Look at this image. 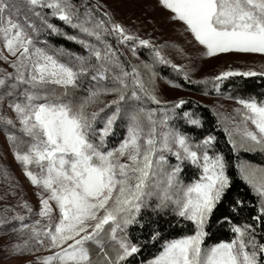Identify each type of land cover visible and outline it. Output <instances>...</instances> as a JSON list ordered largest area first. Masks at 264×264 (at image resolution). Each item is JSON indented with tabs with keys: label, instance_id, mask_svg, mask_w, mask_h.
<instances>
[{
	"label": "snow or ice",
	"instance_id": "1",
	"mask_svg": "<svg viewBox=\"0 0 264 264\" xmlns=\"http://www.w3.org/2000/svg\"><path fill=\"white\" fill-rule=\"evenodd\" d=\"M158 4L169 12V20L181 23L201 57L264 54V0ZM101 8L99 0H0V60L12 69L0 68V127L25 176L39 190L38 218L30 223L25 220L31 219L32 207L22 194L18 203L29 215L11 205L0 212V229L17 234L5 250L9 255L34 254L24 264H93L96 247L105 264H127L142 243L132 242L130 226L143 227L142 213L151 209L170 212L176 224L190 222L193 230L164 240L161 250L140 264H264V242L258 239L264 232L257 231L264 226V167L236 164L240 179L257 198L253 223H235L222 214L214 224V213L232 183L228 162L215 149V135L195 139L172 124L182 116L187 125L199 127L201 119L190 110L178 111L185 99L169 101L158 94L160 80L182 85L156 69L170 67L189 84L211 83L217 93L225 78L257 73L229 69L193 80L190 64L174 63L165 55L167 45L142 38ZM54 19L76 34L65 32ZM48 36L76 42L85 54L41 39ZM171 46L191 60L179 45ZM140 48L149 49L147 60H140ZM108 96L112 98L105 100ZM233 99L239 106L232 115L213 109L232 152H264V100ZM118 121L124 122L123 137L110 145L108 137ZM165 153L176 160L168 171ZM186 162L198 171L187 183L180 176ZM0 171L16 196L18 185L10 183L6 168ZM243 205L234 199L231 213ZM223 225L233 238L206 245L209 230ZM159 236L153 231L150 239Z\"/></svg>",
	"mask_w": 264,
	"mask_h": 264
},
{
	"label": "trees",
	"instance_id": "2",
	"mask_svg": "<svg viewBox=\"0 0 264 264\" xmlns=\"http://www.w3.org/2000/svg\"><path fill=\"white\" fill-rule=\"evenodd\" d=\"M74 3H80V0H73ZM90 3H95L93 0H89ZM101 11H103L101 9ZM53 23H56L58 26L62 27L65 32L69 34H76L75 30L70 27L64 25L59 20H53ZM41 39H48L49 43L55 46H63L64 48L71 50L73 52L79 54H85L84 49L81 45L76 42L69 41L62 36H48L41 37ZM115 43V41H113ZM121 48L127 52V49H124L123 46ZM140 60H147L149 58V49L140 48L138 50ZM133 62L138 63L139 61L134 60ZM162 76L168 77L169 79H173L180 83L182 87H179L182 92L186 94H177L172 98L166 99L165 96H161L165 100L174 101L180 98L185 99L186 104L181 107L178 111L182 113L183 110H190L195 114L196 117L201 119V126L196 127L192 125H187L182 116L178 119L172 121L174 126L180 127L183 131L187 132L190 136L195 139H201L203 136L211 133L216 136L215 141V149L224 154L226 161L228 162L229 168L228 173L232 178V183L228 195L225 197V203L220 205L214 213L213 223L215 224L216 219H218L222 214L223 215H231L232 219L235 223H253L252 217L256 215V208L254 205L257 202L256 196L251 192L249 186L240 179L238 175V169L236 168V164L240 162L252 163V164H264V152H252L247 150H239L236 153H233L231 150V145L227 142V136L223 131V126L218 127L216 124L217 116L210 108L209 105L201 102L198 99H195L191 94H221L225 97H241V98H249L255 97L258 100H264V76L255 75L250 77H228L225 78L221 84L219 93L214 90L211 86V83L204 84H189L182 79L177 73H175L170 67L166 66H157L156 69ZM161 83L166 87H174L172 85L167 84L164 80H160ZM177 88V87H175ZM159 93V92H158ZM83 93H77V95H82ZM111 96L105 97V100L111 99ZM9 115L12 113L6 107L3 109ZM124 122L118 121L114 126V133L108 137V141L110 145H114L118 143V140L123 137L124 133ZM97 127H102V124H98ZM3 134L6 136L3 128L0 127V135ZM0 153H3L0 151ZM168 157V164L164 166V170H170V166L176 163L175 157L171 156L168 153H165ZM5 158V155H4ZM10 161L5 160L2 162L4 166L3 169H7L9 176L11 177L10 183L18 185L16 189L19 190V180L16 177L15 172L12 170ZM181 179L184 180L185 183L190 182L191 179L198 176V171L195 166L185 163L182 167L180 173ZM159 179L161 182V187L166 183V178L163 173L159 175ZM7 185L9 187V182L4 179L3 174H0V186ZM23 191V190H22ZM239 198L244 201V205L238 210L237 213H231V209L229 205L231 202ZM17 202V200L15 201ZM155 203V196L152 200ZM23 207H19V211L22 210ZM17 211V212H19ZM21 214L29 215L28 212H21ZM11 215V214H10ZM25 221H28L27 219ZM176 217L173 216L170 212L165 213H154L151 209H145L142 213L141 225L130 226L129 229V237L132 242H142L140 244L139 253L135 255L133 258H129V264H140L141 261H147L156 255L161 250V245L164 240L177 238L180 235L190 234L193 230V226L190 222H185L184 226L175 223ZM153 231H157L160 233V236L152 241L150 239L151 233ZM258 232H264V226H261L257 229ZM5 237L8 239H13L17 237V234L11 233L6 229H0V238ZM233 238V234L227 227V225L216 226L209 230V235L205 238V244L210 245L213 243H217L220 240H231ZM261 242H264V235L259 236ZM111 254V248L107 249ZM98 249L96 247L92 248V256H93V264H105L104 260L97 254ZM8 256H14L9 255Z\"/></svg>",
	"mask_w": 264,
	"mask_h": 264
},
{
	"label": "rangeland",
	"instance_id": "3",
	"mask_svg": "<svg viewBox=\"0 0 264 264\" xmlns=\"http://www.w3.org/2000/svg\"><path fill=\"white\" fill-rule=\"evenodd\" d=\"M96 2V0H93ZM103 11L111 13L114 20L124 24L133 32L140 35L142 38H148L157 45H167L163 48L165 55L177 64H190L194 69L191 72V78L193 80H201L205 77H212L217 75L221 71L229 69H239L241 71L251 70L256 75L264 72V54L259 53H225L216 54L213 57H201L198 54L200 47L195 44L191 36L183 31L180 22L171 21L168 19L169 12L163 9L158 0H99ZM175 43L183 48L184 52L189 54L191 60L183 55L177 48L172 47L171 44ZM2 50V48H0ZM7 55L6 50H3ZM0 68L12 71L11 67L0 60ZM245 77L242 75H235L230 77ZM255 76V75H253ZM250 77V76H248ZM228 78V77H227ZM160 96H165L166 99L172 98L177 94H186L180 89L175 87L164 86L159 81ZM195 99L210 106L217 112L224 113L226 115H232L233 109L239 105L233 98H227L221 94H191ZM239 119V117H236ZM0 170H3L2 162L5 160L10 161L12 170L15 172L17 179L19 180V190L15 189L16 196H13L7 185L0 186V212H3L5 205H11L15 207L16 211H19L21 207L18 203V199L21 194L23 199L28 201L32 207L31 219H27L26 223H30L31 220L37 219L36 213L39 209V196L38 189L33 186L23 172L22 165L15 159L12 151V146L8 142L5 135H0ZM252 152H260L259 149ZM5 155V158H4ZM264 167L260 164H252ZM2 174V171H0ZM23 190V191H22ZM7 193V194H5ZM17 200V202H15ZM28 212L27 209L22 208L19 212ZM12 214L9 212V215ZM16 238L6 239L0 238V264H24L25 261L32 259L34 254L25 253L23 255L8 256L7 251L4 248L6 243L15 242ZM40 254H46L44 250ZM151 259V258H150ZM127 264H129L127 262Z\"/></svg>",
	"mask_w": 264,
	"mask_h": 264
}]
</instances>
